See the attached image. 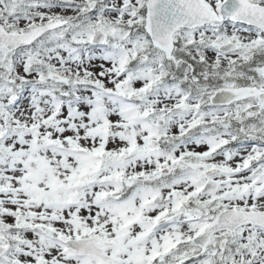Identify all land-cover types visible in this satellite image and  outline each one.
Wrapping results in <instances>:
<instances>
[{
  "label": "snow or ice",
  "instance_id": "6c2138e0",
  "mask_svg": "<svg viewBox=\"0 0 264 264\" xmlns=\"http://www.w3.org/2000/svg\"><path fill=\"white\" fill-rule=\"evenodd\" d=\"M0 264H264V0H0Z\"/></svg>",
  "mask_w": 264,
  "mask_h": 264
}]
</instances>
